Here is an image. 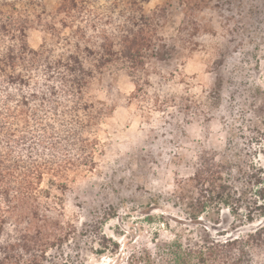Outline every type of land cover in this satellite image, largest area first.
Masks as SVG:
<instances>
[{"label":"trees","instance_id":"16d2710c","mask_svg":"<svg viewBox=\"0 0 264 264\" xmlns=\"http://www.w3.org/2000/svg\"><path fill=\"white\" fill-rule=\"evenodd\" d=\"M147 1L0 0V264H75L50 254L76 237L48 201L50 188L96 166L109 110L99 89L120 72L138 86L148 59L169 55ZM172 1L191 13L206 5ZM34 29L42 32L38 48L29 43ZM249 129V143L264 156V128ZM236 168L240 187L229 162L200 156L174 195L190 223L170 240L153 236V252L132 253L125 264H264V225L232 236L212 234L200 220L222 208L239 226L264 216L263 168L254 160Z\"/></svg>","mask_w":264,"mask_h":264},{"label":"rangeland","instance_id":"374dc122","mask_svg":"<svg viewBox=\"0 0 264 264\" xmlns=\"http://www.w3.org/2000/svg\"><path fill=\"white\" fill-rule=\"evenodd\" d=\"M185 11L172 0H148L167 55L150 57L138 86L120 72L97 99L109 107L98 132L93 171L71 174L65 188H50L76 237L59 254L72 263L125 264L132 253L153 252V236L170 240L190 223L175 190L193 175L200 156L236 166L264 156L249 143V127L264 128V0H206ZM29 43L38 48L42 32ZM212 234L236 236L260 225L239 226L228 209L200 219Z\"/></svg>","mask_w":264,"mask_h":264}]
</instances>
